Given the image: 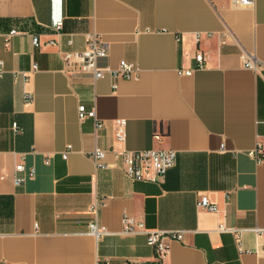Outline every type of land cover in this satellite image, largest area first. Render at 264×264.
Returning <instances> with one entry per match:
<instances>
[{"label": "crops", "instance_id": "obj_1", "mask_svg": "<svg viewBox=\"0 0 264 264\" xmlns=\"http://www.w3.org/2000/svg\"><path fill=\"white\" fill-rule=\"evenodd\" d=\"M89 32L107 44L101 66L125 60L138 78L64 73L58 51H82ZM0 62V264H264V163L251 155L264 156V0H0ZM96 147L176 159L159 182L132 181L111 153L95 168ZM123 213L182 238L160 259L144 235L120 234Z\"/></svg>", "mask_w": 264, "mask_h": 264}, {"label": "built area", "instance_id": "obj_2", "mask_svg": "<svg viewBox=\"0 0 264 264\" xmlns=\"http://www.w3.org/2000/svg\"><path fill=\"white\" fill-rule=\"evenodd\" d=\"M232 4L235 6H250L253 4L254 0H231ZM62 22H57L55 25V30L58 34L61 28ZM18 34L16 30H11L7 35H5V42L8 43L9 37ZM31 43L33 47H40L41 43L37 36H31ZM48 44H55L54 41H48ZM108 47L107 44L102 41L94 32H89L85 35V48L82 51H58L60 59L62 61L63 69L62 71L67 74H87L91 76L94 80L103 78L105 75L109 76L111 79H124L132 80L137 79L139 75L138 67L129 63L125 60H120L118 65L114 68L108 66H101L100 61L107 57ZM195 61L200 67L203 63V54L198 52L194 56ZM245 67L249 69L254 68L253 62L250 60L244 61ZM1 67V62H0ZM36 65H32V72L36 70ZM179 75H189L191 70H178ZM21 74L23 81L27 82L29 76L25 73H14V77ZM2 76V70L0 69V77ZM113 88L116 85L113 83ZM25 101L29 102L32 99V95L29 92L23 94ZM77 117L80 122L85 118H94L95 112L93 109L86 110L83 105L77 107ZM114 129V140L116 143H123L125 139L124 125L121 120L115 121ZM102 123L95 119L94 129L97 130L102 127ZM14 130L16 125H13ZM158 137V134L155 136ZM71 149V145H67L65 151L62 153V158L66 159L67 155ZM223 145H221V150ZM107 153H111L114 157L115 166L119 167L123 174L132 181H149V182H159L170 170L176 159V152L173 150H143L130 152L125 149H115L111 147L109 150H102L99 148H94L90 153V157L95 165V168L102 169L106 168L107 165L104 163V158ZM261 153L259 146L251 153L253 157L259 163H264V156H260ZM47 162V159L45 160ZM14 172H24V166L22 163H18L14 166ZM34 175V169H30L26 173V177H32ZM25 176H14L13 182L15 185L22 183ZM197 207L205 209L210 212H216L217 206L211 203L206 195H202L197 201ZM95 207H91V212L94 214ZM121 231L122 235H133L142 234L146 238V244L152 247L158 258L163 259L169 251V240H180L182 238V233L176 231H158L149 230L144 226L141 220H136L131 216L123 213L121 217ZM219 230H226L225 227L220 224ZM89 233L94 237L98 238L106 233L104 227H99L96 221L89 223ZM237 245L239 248V237L237 233H234ZM102 264V263H98Z\"/></svg>", "mask_w": 264, "mask_h": 264}]
</instances>
